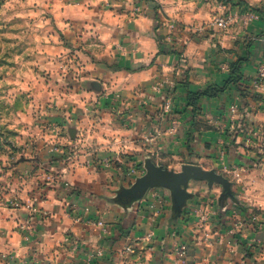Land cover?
Wrapping results in <instances>:
<instances>
[{"label":"crops","instance_id":"0c3cea01","mask_svg":"<svg viewBox=\"0 0 264 264\" xmlns=\"http://www.w3.org/2000/svg\"><path fill=\"white\" fill-rule=\"evenodd\" d=\"M39 2L67 46L81 54V83L103 86L99 94L80 86L82 98L101 103L133 97L145 104L168 99L187 111V133L195 136L190 162L206 170L236 168L241 183L232 202L220 200L221 194L214 201L215 185L191 181L189 187L197 183L194 193L188 190L194 198L175 218L165 189L123 208L112 201L109 173L101 177L84 165L52 168L40 176L48 182L20 196V207L0 211L1 256L8 264H264V156L257 153L264 151V90L252 86L264 62V0ZM224 14L233 22L220 28L214 20ZM238 58H249L242 68L247 96L232 90L204 100L197 122L215 131L197 133L186 110L187 86L198 92L222 85ZM234 103L241 107L237 116L230 112ZM106 143L101 148H110ZM97 177L105 185L95 186ZM157 192L165 202L153 198ZM199 211L208 216L205 222ZM89 218L103 226L88 225Z\"/></svg>","mask_w":264,"mask_h":264},{"label":"rangeland","instance_id":"374dc122","mask_svg":"<svg viewBox=\"0 0 264 264\" xmlns=\"http://www.w3.org/2000/svg\"><path fill=\"white\" fill-rule=\"evenodd\" d=\"M39 1L0 0V211L22 204L20 196L48 182L40 176L52 168L84 165L97 174L109 173L115 202L122 188L146 174L147 161L177 172L192 164L195 136L187 133V111L168 99L145 104L126 97L100 103L81 97L80 86L96 94L103 86L97 92L92 83H81V54L67 46L49 9ZM194 129L214 130L202 122ZM100 142L110 148H101ZM257 153L264 156V151ZM84 154L90 157L80 159ZM231 169L215 171L236 189L241 178ZM105 182L97 177L94 184L102 187ZM214 188L216 201L223 188ZM161 194L157 192V202H165ZM1 254L0 264H8Z\"/></svg>","mask_w":264,"mask_h":264},{"label":"water","instance_id":"95a60500","mask_svg":"<svg viewBox=\"0 0 264 264\" xmlns=\"http://www.w3.org/2000/svg\"><path fill=\"white\" fill-rule=\"evenodd\" d=\"M92 85L95 87V91L101 90V85L98 82H92ZM146 168V174L138 178L132 187L122 188L118 192L116 204L123 208H131L144 199L152 190L165 189L171 194L174 216L179 218L188 202L194 198V194L188 191L191 181L207 182L210 188L214 185H221L223 191L220 200L224 198L226 201H237L232 182L215 170H206L199 165L187 164L182 167V171L177 172L157 166L151 161H147Z\"/></svg>","mask_w":264,"mask_h":264},{"label":"trees","instance_id":"16d2710c","mask_svg":"<svg viewBox=\"0 0 264 264\" xmlns=\"http://www.w3.org/2000/svg\"><path fill=\"white\" fill-rule=\"evenodd\" d=\"M248 62L249 58H238L235 62H232L229 65V76L222 85H211L205 90L198 92H192L187 86L186 110L191 111L194 126L202 116V102L204 100L219 99L232 90H235L240 97L247 96V87L244 82L245 76L242 68Z\"/></svg>","mask_w":264,"mask_h":264},{"label":"built area","instance_id":"2783aa9c","mask_svg":"<svg viewBox=\"0 0 264 264\" xmlns=\"http://www.w3.org/2000/svg\"><path fill=\"white\" fill-rule=\"evenodd\" d=\"M252 16L254 17L255 14H252ZM232 22H233V18L231 16H228L227 14L219 16L218 18H216L214 20V24L219 26L220 28H227L229 25H231ZM252 86L255 89H258V90H264V62L261 63V65H260V67L258 69L257 76L252 81ZM240 110H241V107H240V105L238 103H234L230 107V112H231L232 116H237L239 114ZM232 130L236 131L237 129L234 127V128H232ZM237 171L238 170L236 169L235 170L236 177L240 178V174H238ZM152 196H153V198L158 199L156 194H153ZM160 203H162V201ZM21 205H22L21 203H15L16 207H20ZM160 209H162L161 205H160ZM29 210H30L31 214H35L37 212L33 206H30ZM198 215H200V217H201V222H205L207 220V218H208V216L206 214H204L203 211H199ZM253 219L256 220V217H254ZM86 223L88 225L103 226L102 222H97L95 219H92V218L87 219ZM28 230L30 232L32 231V229H30V228ZM152 237H153L152 233L148 235L149 239L152 238ZM262 244L264 246V242ZM128 251H131V249H128ZM178 251H179L180 257L183 258L186 255V253H187V248H186V246L183 245V246H181L179 248Z\"/></svg>","mask_w":264,"mask_h":264}]
</instances>
